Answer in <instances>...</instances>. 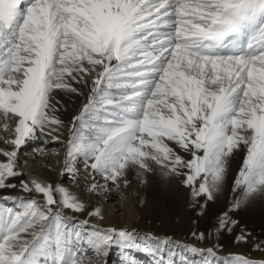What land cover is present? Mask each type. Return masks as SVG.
Listing matches in <instances>:
<instances>
[{
	"label": "snow or ice",
	"instance_id": "snow-or-ice-1",
	"mask_svg": "<svg viewBox=\"0 0 264 264\" xmlns=\"http://www.w3.org/2000/svg\"><path fill=\"white\" fill-rule=\"evenodd\" d=\"M60 93L85 97L62 176L82 158L89 176L105 181L87 187L99 195L127 186L133 170L143 183L159 172L179 178L203 214L242 154L230 209L238 211L264 198V0H0V127L14 125L11 138L0 137L10 146L0 147V189L28 194L0 197L19 200L0 208V264H94L90 254L114 244L154 264H196L187 253L202 264H264L221 259L213 247L177 244L176 252L169 238L134 229L82 232L66 212L87 210L77 194L34 175L13 183L25 176L21 147L63 125ZM87 214L103 219L100 207ZM238 224L225 212L216 231ZM249 238L241 231L236 241Z\"/></svg>",
	"mask_w": 264,
	"mask_h": 264
},
{
	"label": "bare ground",
	"instance_id": "bare-ground-1",
	"mask_svg": "<svg viewBox=\"0 0 264 264\" xmlns=\"http://www.w3.org/2000/svg\"><path fill=\"white\" fill-rule=\"evenodd\" d=\"M59 99L63 105L59 113L64 122L63 125L58 128L53 125L52 128L57 129L55 131L45 129L46 133L51 132V137H42V134L38 133L35 137L40 138L38 144H31V139L21 147L20 163L24 166L25 176L15 178L13 183L18 184L20 179H27L29 175H34L54 185L61 184L77 194L87 203V210L85 212L66 210V212L71 217V226L82 232L108 227L134 229L140 237L151 234L153 237L169 238L172 241L169 247H173L176 252L182 251L181 248L176 247L177 244H189L205 252L209 247H213L216 255L221 259L236 254H243L253 259H264V251L254 250L247 243L235 242L237 234L245 231L250 233L249 239L253 238L256 244H261L264 248L262 243L264 240V198L258 197L238 211L230 210L233 197L236 195L232 188L242 163V154L231 163L224 191L216 200L207 203L203 214H199L200 208L194 206L195 202L190 196L189 190L182 185L179 178L163 180L159 176V172L149 174L147 183H143L133 170L128 174L129 183L127 186L121 181L118 188L109 185L108 191L101 190L97 195L87 191V187L93 182L104 184L105 181L99 175H95L94 179L89 176L83 166L82 158L71 161V167L74 169L72 174L66 173L63 176L60 174L64 168L66 142L71 135V118L78 113L85 97L60 93ZM13 135L14 125L7 130L0 127V137L11 138ZM53 136L59 137L62 142L56 144V141L52 140ZM0 147L9 148L10 146L5 145L3 139H0ZM42 148L43 152L40 151ZM4 159L0 156V160ZM26 195L28 194L20 191L19 188L0 189V197H24ZM203 202L201 199L198 203L202 204ZM3 207L18 208L19 200L0 199V208ZM96 207L101 208L103 219L88 216V211H92ZM225 212L233 219L238 220L239 224L233 227L231 232L227 230L217 232L219 219ZM85 220H87V224H84ZM208 228L223 239V250L220 251L216 247L213 236L210 240L201 243L192 235L193 232H202ZM113 248L114 251H112ZM108 250L109 248L99 256L91 253L94 264H105ZM111 251L113 252V264H127L129 258L134 259L136 264H154L155 257L136 248L125 249L121 245L114 244L111 246ZM187 255L196 261V264H202L204 258L201 255L191 253H187Z\"/></svg>",
	"mask_w": 264,
	"mask_h": 264
},
{
	"label": "rangeland",
	"instance_id": "rangeland-1",
	"mask_svg": "<svg viewBox=\"0 0 264 264\" xmlns=\"http://www.w3.org/2000/svg\"><path fill=\"white\" fill-rule=\"evenodd\" d=\"M44 136L51 137L52 134L49 135L48 133L45 132L44 134H42V137H44ZM30 142H31V144H35V143L38 144L40 142V138L39 139H37V138L32 139ZM61 142H62V140H58L55 143L59 144ZM199 233H204L205 234V239L204 240H199V239L196 238L199 242L204 243L205 241L210 240L211 236H213V238L215 237L214 242H216V245H219L218 249L220 251L223 250V239L218 237V236H216V234L212 231V229L208 228V229H205V231L197 232V234H199ZM239 234H237V236ZM235 240H236V238H235ZM235 242H237V241H235ZM239 243H244V242H239ZM262 243L264 244V240L262 241ZM255 244L256 243H255L253 238L249 239L248 242H247V245H250V247H253V248H254ZM254 250H256V249L254 248ZM112 251H114V248H113ZM112 251H111V247H110L109 250H108V253H107V260H106L105 264H113V261H112L113 260L112 259V257H113L112 253L113 252Z\"/></svg>",
	"mask_w": 264,
	"mask_h": 264
}]
</instances>
